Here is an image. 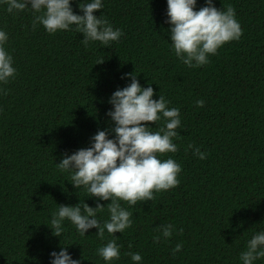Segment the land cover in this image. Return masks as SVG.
<instances>
[{
	"label": "trees",
	"instance_id": "trees-1",
	"mask_svg": "<svg viewBox=\"0 0 264 264\" xmlns=\"http://www.w3.org/2000/svg\"><path fill=\"white\" fill-rule=\"evenodd\" d=\"M90 2L70 0L73 13L83 15L80 3ZM101 2L93 15L123 33L107 46L85 45L75 26L53 34L41 24L33 28L41 13L30 5L9 13L0 0L4 48L16 69L8 83L0 82V264H51L50 254L62 247L79 264H136L130 252L142 256L139 264H243L248 242L264 232V0H212L218 10L235 9L242 35L209 55V63L191 68L175 54L167 0ZM205 6L206 0H196L194 10ZM128 74L153 89V100L162 95L168 108L180 111L173 140L178 151L158 155L181 165L180 183L154 192L153 201H120L133 213L122 233L105 229L101 240L98 229L81 235L65 219L61 236H54L51 221L60 205L99 203L105 206L97 213L100 224L110 219L111 201L74 188V170L58 164L91 147L98 131L115 138L109 100L130 85ZM148 126L159 131L165 119ZM189 144L207 158L199 159ZM167 224L174 230L164 239L155 229ZM155 235H161L158 243ZM112 239L120 259L106 262L97 250ZM178 243L183 247L173 254ZM253 264H264V257Z\"/></svg>",
	"mask_w": 264,
	"mask_h": 264
},
{
	"label": "clouds",
	"instance_id": "clouds-1",
	"mask_svg": "<svg viewBox=\"0 0 264 264\" xmlns=\"http://www.w3.org/2000/svg\"><path fill=\"white\" fill-rule=\"evenodd\" d=\"M4 2L8 5L9 13L13 10L23 11L30 5L34 13H41L34 16L33 28L41 24L50 34L58 30H71L75 26V30L83 34L85 45L89 41H98L107 46L123 35L120 29H113L106 18L93 15L102 9L101 0L80 3L83 15L73 13L70 0ZM206 5L195 11L196 0H167V22L172 26L170 39L175 54L190 68L209 63V55H215L225 43L239 40L242 35V28L231 5L226 11L215 8L212 0H206ZM7 39L6 32L0 30V82L5 84L16 75L12 56L4 48ZM103 62L104 59L101 58L96 64ZM128 75L131 76L130 85L116 90L109 100L113 110L107 115L115 123V127L111 129L115 138L109 139L107 131H98L91 138V147L67 155L58 164L62 170H74L71 177L74 188L84 186L89 197L111 201L106 205L110 219L103 225L100 224L97 213L105 206L99 203L95 208L84 202L82 206L60 205L51 221L54 236H61L65 219L70 220L81 235L91 228L98 229L96 235L101 240L104 239L105 229L109 234L122 233L132 226L133 213L122 207L120 201L127 202L130 206H136L137 202L153 201L154 192L167 191L180 183L177 177L182 170L181 165L171 158L163 161L158 158V155L178 151L173 140L178 137L177 129L181 127L180 111L178 108H168L169 101L162 95L158 100H153V89L142 88L136 75ZM196 106L203 107L204 101L197 100ZM162 117L165 119V127L156 132L151 131L148 125L155 124ZM188 148L193 149V154L199 159L207 158V154L201 152L199 147L189 144ZM173 230L174 226L171 224L160 225L155 229L164 239L170 238ZM161 235L153 236V243H158ZM182 247V243H178L172 250L173 254L181 251ZM97 252L106 262L120 259V246L115 239L109 240ZM50 255L53 257L51 264H79L64 247L59 253L52 252ZM128 255L136 264L142 260L139 253L130 252ZM262 257L264 232H258L248 242L240 259L243 264H253Z\"/></svg>",
	"mask_w": 264,
	"mask_h": 264
}]
</instances>
